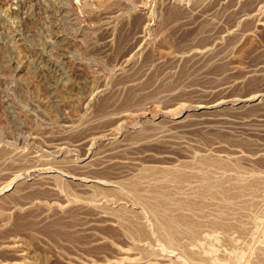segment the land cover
Listing matches in <instances>:
<instances>
[{
    "label": "rangeland",
    "instance_id": "1",
    "mask_svg": "<svg viewBox=\"0 0 264 264\" xmlns=\"http://www.w3.org/2000/svg\"><path fill=\"white\" fill-rule=\"evenodd\" d=\"M263 259L264 0H0V264Z\"/></svg>",
    "mask_w": 264,
    "mask_h": 264
},
{
    "label": "bare ground",
    "instance_id": "2",
    "mask_svg": "<svg viewBox=\"0 0 264 264\" xmlns=\"http://www.w3.org/2000/svg\"><path fill=\"white\" fill-rule=\"evenodd\" d=\"M74 6V5H73ZM75 7V6H74ZM55 96V95H54ZM56 97V100L58 99V97H57V95L55 96ZM65 99V98H64ZM54 100V99H53ZM58 101V100H57ZM223 103V102H222ZM214 105H216L215 103H213ZM217 104H219L218 102H217ZM209 107H213L212 106V104H210V105H206V106H204V107H202V109L204 110L205 108H209ZM208 110V109H207ZM206 110V111H207ZM126 121V120H125ZM210 159V158H209ZM205 160V159H204ZM200 161V160H199ZM205 163V162H204ZM209 165V164H208ZM180 171V170H179ZM181 172V171H180ZM157 173V172H156ZM179 173V172H178ZM177 173V174H178ZM163 174V173H162ZM180 175H183L182 173H179ZM176 175V174H175ZM203 175V174H202ZM169 176V175H168ZM179 177H181V176H178V177H176V179L177 180H179L178 178ZM183 178L184 177H186L185 176V174L182 176ZM204 177V176H203ZM168 178V177H167ZM183 178H180V179H183ZM162 179V178H161ZM185 179V178H184ZM166 180V179H165ZM211 180V179H210ZM183 180H181V182H182ZM136 182V181H135ZM180 182V183H181ZM210 182V181H209ZM162 183V182H161ZM176 183V182H175ZM183 184V183H182ZM212 184V183H211ZM211 184H209L210 186L209 187H211V186H213V185H211ZM216 184V183H215ZM217 185V187H219L220 185H219V183H217L216 184ZM219 185V186H218ZM244 185V184H243ZM133 186V185H132ZM162 186V185H161ZM215 186V185H214ZM213 186V187H214ZM222 186V185H221ZM220 186V187H221ZM153 187V186H152ZM223 187V186H222ZM221 187V188H222ZM167 188V187H166ZM207 188V187H206ZM212 188V187H211ZM171 189V188H170ZM214 189H215V187H214ZM214 189H212V190H214ZM218 189V188H217ZM217 189H215L216 191H217ZM231 189V188H230ZM165 190V188L163 189V191ZM167 190V189H166ZM166 190H165V193L162 191V193H163V196H166L167 194H166ZM207 190L209 191L210 190V192H211V189L210 188H207ZM223 190V189H222ZM224 190H226V189H224ZM224 190H223V193H224ZM151 191V190H150ZM154 191V190H153ZM156 191V190H155ZM219 191H221V189L219 190ZM213 192V191H212ZM157 193H158V191H157ZM161 193V194H162ZM214 193H215V191H214ZM213 193V194H214ZM221 193H222V191H221ZM222 193V194H223ZM155 193H153V195H154ZM164 194H166V195H164ZM219 194V193H218ZM217 194V195H218ZM222 194H220V195H222ZM225 194V193H224ZM159 195V194H158ZM235 195V194H234ZM161 196V195H160ZM171 196L172 195H170V199H172V201H174L173 200V197L171 198ZM211 196V195H210ZM139 197V196H138ZM145 197V196H144ZM168 196H166V198H164L165 200L164 201H161V203H158V202H160V201H158V200H160V199H157L156 200V203L155 204H152V211H154V213H155V215H159L160 217H163V218H161V219H163V223H162V227H161V230L163 229H165L166 231H172L173 229H174V226H177L178 227V225H182L183 223H185V224H189L190 225V227H189V229H192L191 227H193V223L187 218L186 219V217L183 215V214H178V216H175L176 214H173V213H171L172 212V209L170 210L169 209V207L170 208H172L173 206L174 207H176L174 204H171L170 205V203H172V202H170V199H168L167 198ZM196 197V196H195ZM199 197V196H198ZM204 197V196H203ZM143 198V197H142ZM157 198V197H156ZM159 198V197H158ZM161 200H163V197L161 196ZM186 199V198H185ZM149 200V199H148ZM218 201V200H217ZM224 201V200H223ZM150 202V201H149ZM153 202V201H152ZM176 202V201H175ZM186 202V201H185ZM184 202V203H185ZM177 203H180V206H181V203L183 204V202H180V200H179V202H177ZM188 203L189 202H186L185 204H187L188 205ZM190 204V203H189ZM148 205V204H147ZM164 205L165 206H169L167 209H169V212L170 213H168L167 211H166V209H165V207H164ZM199 205V204H198ZM226 205V204H225ZM179 206V205H178ZM176 207L175 209H176V211L178 210V208L179 207ZM183 206V205H182ZM186 206V205H185ZM196 206V205H195ZM187 207H189V206H187ZM217 209H219V207L217 208ZM225 209V208H224ZM166 211V212H165ZM175 210H174V208H173V212H174ZM180 211V210H179ZM179 211H178V213H179ZM222 212V211H221ZM227 213V212H226ZM188 220V221H187ZM211 223V222H210ZM213 223H215V222H213ZM131 224V223H130ZM229 225V224H228ZM183 226V225H182ZM194 226H195V224H194ZM198 226V225H197ZM234 226V225H233ZM186 227H188V226H186ZM238 227V226H237ZM62 228V227H61ZM184 228V227H183ZM182 228V229H183ZM196 228V227H195ZM195 228L193 227V230H195ZM172 229V230H171ZM165 230L164 231H162V232H165ZM186 230V229H185ZM188 231V230H187ZM161 232V233H162ZM189 232H190V230H189ZM180 233V232H179ZM165 234V233H164ZM167 236V235H166ZM264 260V259H263Z\"/></svg>",
    "mask_w": 264,
    "mask_h": 264
}]
</instances>
